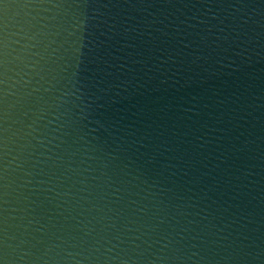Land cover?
I'll return each instance as SVG.
<instances>
[{
	"label": "water",
	"instance_id": "95a60500",
	"mask_svg": "<svg viewBox=\"0 0 264 264\" xmlns=\"http://www.w3.org/2000/svg\"><path fill=\"white\" fill-rule=\"evenodd\" d=\"M7 264H264V0H5Z\"/></svg>",
	"mask_w": 264,
	"mask_h": 264
},
{
	"label": "snow or ice",
	"instance_id": "6c2138e0",
	"mask_svg": "<svg viewBox=\"0 0 264 264\" xmlns=\"http://www.w3.org/2000/svg\"><path fill=\"white\" fill-rule=\"evenodd\" d=\"M8 5L5 3V0H0V7L2 8H6ZM3 47H4V43L3 40L0 39V84L3 83ZM0 104H2V98H0ZM3 132L4 129L2 126H0V149L3 148ZM4 179V175H3V170L0 169V264H7V259L6 256L3 253V232H4V222H5V218H4V209L2 207L3 203H5L6 201H4L3 197L6 195L5 192V185L2 183Z\"/></svg>",
	"mask_w": 264,
	"mask_h": 264
}]
</instances>
